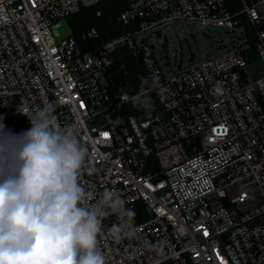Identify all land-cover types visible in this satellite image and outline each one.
I'll use <instances>...</instances> for the list:
<instances>
[{"label": "built area", "instance_id": "built-area-1", "mask_svg": "<svg viewBox=\"0 0 264 264\" xmlns=\"http://www.w3.org/2000/svg\"><path fill=\"white\" fill-rule=\"evenodd\" d=\"M103 1L0 0L2 123L18 121L19 135L31 128L23 112L52 103L61 127H79L89 149L80 183L94 194L86 203L116 191L118 223L134 233L116 241L108 234L116 216L102 221L106 264H264V0H236V9L230 0H129L118 20L136 30L87 50L79 39H98L95 27L57 38L55 25ZM176 20L226 27L237 42L166 72L137 36ZM125 45L142 58L148 84L133 94L121 85L113 103L107 72ZM151 93L163 107L153 118L142 120V106L118 113Z\"/></svg>", "mask_w": 264, "mask_h": 264}, {"label": "clouds", "instance_id": "clouds-1", "mask_svg": "<svg viewBox=\"0 0 264 264\" xmlns=\"http://www.w3.org/2000/svg\"><path fill=\"white\" fill-rule=\"evenodd\" d=\"M139 104L151 111L155 102L148 95ZM54 111L47 103L23 112L31 128L19 135L0 117V264H106L97 236L110 215L116 216L108 228L114 240L134 234L118 223L124 201L116 191L106 189L95 204L86 203L94 198L80 183L89 149L79 127H61Z\"/></svg>", "mask_w": 264, "mask_h": 264}, {"label": "trees", "instance_id": "trees-1", "mask_svg": "<svg viewBox=\"0 0 264 264\" xmlns=\"http://www.w3.org/2000/svg\"><path fill=\"white\" fill-rule=\"evenodd\" d=\"M128 3L129 0H106L96 6L83 8L68 18L69 25L76 36H78L81 32L94 27L98 29L100 33V37L98 39L89 41H82L79 39L80 44L85 50L101 45L109 40L112 35L116 36L124 32L137 29V24L135 23L124 24L118 20V16L126 9ZM230 3L233 5L234 9L239 7L236 0H230ZM99 11L101 12L100 15H98ZM121 68H125V72L121 76V83L123 86L122 93L125 90L130 94H133L141 86L148 84L146 70L141 57L137 58L132 55H128L116 61L107 72L108 78H110L112 73L119 71ZM145 81H147V83H145ZM109 82V95L113 103H116L119 97L115 96L110 79ZM126 85L127 88H125ZM117 111L118 113L125 115L133 113L138 114L141 112V106L139 103L129 101L125 104H121L117 108ZM3 125L6 130L11 132L12 130L19 128L20 124L18 121L9 120Z\"/></svg>", "mask_w": 264, "mask_h": 264}, {"label": "rangeland", "instance_id": "rangeland-1", "mask_svg": "<svg viewBox=\"0 0 264 264\" xmlns=\"http://www.w3.org/2000/svg\"><path fill=\"white\" fill-rule=\"evenodd\" d=\"M137 38L154 45V54L166 72L175 71L181 60L184 67H190L221 55L237 42L236 33L226 27H202L190 20H176L141 31ZM192 54L197 58L195 62L190 61Z\"/></svg>", "mask_w": 264, "mask_h": 264}, {"label": "water", "instance_id": "water-1", "mask_svg": "<svg viewBox=\"0 0 264 264\" xmlns=\"http://www.w3.org/2000/svg\"><path fill=\"white\" fill-rule=\"evenodd\" d=\"M53 31L56 34L57 38H63L71 33L70 26L67 22H61L53 27ZM129 54V48L127 45L115 50L112 52V57L115 61L122 59L123 57ZM193 58V57H192ZM181 68V66H179ZM125 68H121L119 71L114 72L110 75V81L112 84V90L114 94L117 96L121 90V76L124 74ZM155 102L154 108L149 111L148 108L145 107L147 114L142 118V120H148L153 118L157 113L163 110V107L160 105L157 96L154 93L149 94ZM148 96V95H147ZM146 97V96H145Z\"/></svg>", "mask_w": 264, "mask_h": 264}]
</instances>
